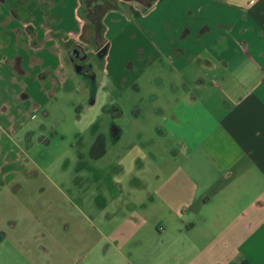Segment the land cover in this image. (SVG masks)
I'll list each match as a JSON object with an SVG mask.
<instances>
[{
  "label": "crops",
  "instance_id": "crops-1",
  "mask_svg": "<svg viewBox=\"0 0 264 264\" xmlns=\"http://www.w3.org/2000/svg\"><path fill=\"white\" fill-rule=\"evenodd\" d=\"M113 4L101 19L105 84L141 96L158 140L139 132L120 153L124 131L111 121L109 136L95 127L88 161L77 153L75 175L91 180L77 217L62 219L79 234L74 263L264 264V0ZM80 8L0 0V149L72 87L62 44L98 43ZM15 237L0 264H35Z\"/></svg>",
  "mask_w": 264,
  "mask_h": 264
},
{
  "label": "rangeland",
  "instance_id": "rangeland-1",
  "mask_svg": "<svg viewBox=\"0 0 264 264\" xmlns=\"http://www.w3.org/2000/svg\"><path fill=\"white\" fill-rule=\"evenodd\" d=\"M79 15L85 17L81 11ZM98 33L97 45L102 46L100 30ZM94 43L88 41V47L94 49ZM73 45L71 41L62 44L67 81L72 87L54 93L45 107L34 110L25 128L13 135L11 142L3 143L7 148L0 149V229L7 234L0 240L1 261L9 260L7 253L15 246L19 232L35 264H75L79 234L65 233L62 219L67 214L77 217L81 192L84 198L89 197L90 173L82 169L75 175V171L79 151L88 161L95 127L107 136L111 121L123 128V139L115 149L120 153L131 147L130 136L139 132L150 138L146 143H157L158 132L150 123L149 110L141 104V96L133 90L118 93L108 89L103 76L107 60L95 52L86 59L93 77L79 74L68 55ZM92 94L94 102L90 104ZM109 103H119L122 114L116 115V109L106 110ZM137 111L140 116L135 119ZM51 232L52 237L46 236Z\"/></svg>",
  "mask_w": 264,
  "mask_h": 264
},
{
  "label": "flooded vegetation",
  "instance_id": "flooded-vegetation-1",
  "mask_svg": "<svg viewBox=\"0 0 264 264\" xmlns=\"http://www.w3.org/2000/svg\"><path fill=\"white\" fill-rule=\"evenodd\" d=\"M81 2L83 7L81 12L85 16L84 18L93 24L96 30H100L102 18L98 19L97 15L104 9L107 2L114 3L115 0H82ZM88 46L89 44H85V47ZM103 46V44L102 46H98L96 42V44H94L95 51H93V53L95 52L97 56H102L100 55V51L102 50ZM91 49V47L84 48L83 46L80 47L79 45H73L68 51L70 61L73 62L74 70L88 78L92 77V74L90 72V65L86 59L92 54Z\"/></svg>",
  "mask_w": 264,
  "mask_h": 264
},
{
  "label": "water",
  "instance_id": "water-1",
  "mask_svg": "<svg viewBox=\"0 0 264 264\" xmlns=\"http://www.w3.org/2000/svg\"><path fill=\"white\" fill-rule=\"evenodd\" d=\"M115 4L111 3V2H107L106 6L104 7V9L97 15L98 19H101L104 14L111 8H115Z\"/></svg>",
  "mask_w": 264,
  "mask_h": 264
},
{
  "label": "trees",
  "instance_id": "trees-1",
  "mask_svg": "<svg viewBox=\"0 0 264 264\" xmlns=\"http://www.w3.org/2000/svg\"><path fill=\"white\" fill-rule=\"evenodd\" d=\"M106 49H107V43L104 44L102 50L100 51V55L103 56V55L105 54V52H106ZM91 97H93V94H92ZM105 109H106V110H110V108H109L108 105H107V108H105ZM117 113H119V110L115 112V114H117Z\"/></svg>",
  "mask_w": 264,
  "mask_h": 264
}]
</instances>
